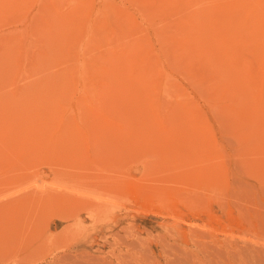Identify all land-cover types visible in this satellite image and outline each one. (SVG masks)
<instances>
[{"label":"rangeland","instance_id":"rangeland-1","mask_svg":"<svg viewBox=\"0 0 264 264\" xmlns=\"http://www.w3.org/2000/svg\"><path fill=\"white\" fill-rule=\"evenodd\" d=\"M0 264H264V0H0Z\"/></svg>","mask_w":264,"mask_h":264}]
</instances>
